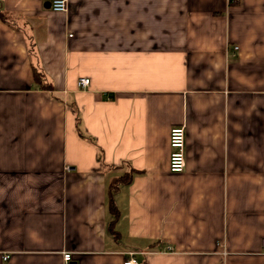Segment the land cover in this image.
Returning <instances> with one entry per match:
<instances>
[{"label":"crops","instance_id":"crops-1","mask_svg":"<svg viewBox=\"0 0 264 264\" xmlns=\"http://www.w3.org/2000/svg\"><path fill=\"white\" fill-rule=\"evenodd\" d=\"M51 1L0 0V264H264V0Z\"/></svg>","mask_w":264,"mask_h":264},{"label":"built area","instance_id":"built-area-1","mask_svg":"<svg viewBox=\"0 0 264 264\" xmlns=\"http://www.w3.org/2000/svg\"><path fill=\"white\" fill-rule=\"evenodd\" d=\"M50 8L55 13H67L69 9L68 0H52ZM238 48H236L237 50ZM80 88H87L90 85V79L82 78L78 83ZM170 157H169V170L172 173H183L186 169V127H174L170 131L169 136ZM137 253H127V258L123 264H140L136 258ZM9 257L6 256L5 259ZM64 264H78L73 260L71 252L63 253Z\"/></svg>","mask_w":264,"mask_h":264},{"label":"trees","instance_id":"trees-1","mask_svg":"<svg viewBox=\"0 0 264 264\" xmlns=\"http://www.w3.org/2000/svg\"><path fill=\"white\" fill-rule=\"evenodd\" d=\"M34 79L36 82H38L40 84V86L43 88V89H51V85L49 83H47L46 81V77L45 75L37 68H34ZM116 189V186H113L112 187V195H113V192L114 190ZM110 205H111V208H112V211L116 214V207L114 205V201L113 199L110 200Z\"/></svg>","mask_w":264,"mask_h":264}]
</instances>
